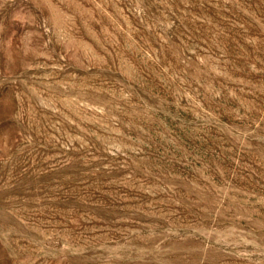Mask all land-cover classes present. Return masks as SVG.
Returning <instances> with one entry per match:
<instances>
[{
  "label": "rangeland",
  "instance_id": "rangeland-1",
  "mask_svg": "<svg viewBox=\"0 0 264 264\" xmlns=\"http://www.w3.org/2000/svg\"><path fill=\"white\" fill-rule=\"evenodd\" d=\"M0 264H264V0H0Z\"/></svg>",
  "mask_w": 264,
  "mask_h": 264
}]
</instances>
